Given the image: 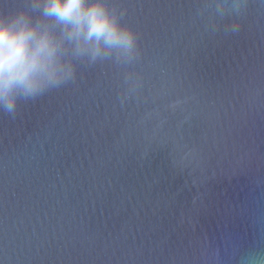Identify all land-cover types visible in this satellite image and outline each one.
<instances>
[{
	"label": "water",
	"instance_id": "obj_1",
	"mask_svg": "<svg viewBox=\"0 0 264 264\" xmlns=\"http://www.w3.org/2000/svg\"><path fill=\"white\" fill-rule=\"evenodd\" d=\"M216 2L109 0L139 59L0 112V264H264V0Z\"/></svg>",
	"mask_w": 264,
	"mask_h": 264
},
{
	"label": "clouds",
	"instance_id": "obj_2",
	"mask_svg": "<svg viewBox=\"0 0 264 264\" xmlns=\"http://www.w3.org/2000/svg\"><path fill=\"white\" fill-rule=\"evenodd\" d=\"M247 6L248 0H231L230 11L239 16ZM29 7L0 13V112L11 118L20 100H35L74 81L75 60L132 64L140 57L137 33L121 23L126 10L109 0H29ZM227 11L229 5L217 0L216 13L223 17ZM240 28L238 20L225 25L233 34ZM125 79L129 93L139 86L133 74ZM125 99L127 93L121 102Z\"/></svg>",
	"mask_w": 264,
	"mask_h": 264
}]
</instances>
